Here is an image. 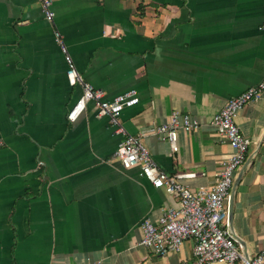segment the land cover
<instances>
[{"label":"crops","instance_id":"1","mask_svg":"<svg viewBox=\"0 0 264 264\" xmlns=\"http://www.w3.org/2000/svg\"><path fill=\"white\" fill-rule=\"evenodd\" d=\"M0 0V264H169L193 260V241L165 256L140 244L177 197L113 153L124 139L92 101L73 120L80 84L69 85L58 30L83 79L106 99L136 89L125 130L159 169L213 184L230 152L210 124L230 97L264 76V0ZM173 110L197 129L177 131L178 150L154 132ZM249 140L229 190L228 229L247 256L264 247V90L238 109ZM201 173H204L202 175ZM211 264H223L213 262ZM237 264H242L240 261Z\"/></svg>","mask_w":264,"mask_h":264},{"label":"built area","instance_id":"2","mask_svg":"<svg viewBox=\"0 0 264 264\" xmlns=\"http://www.w3.org/2000/svg\"><path fill=\"white\" fill-rule=\"evenodd\" d=\"M44 17L52 22L54 11L52 0H39ZM264 31V22L260 27ZM54 39L66 62V78L69 85L80 84L82 92L67 113V118L75 119L92 101L97 116H107L116 133L125 137L114 151L123 168H139V175L148 179L153 186L177 197L175 207L164 209L156 221L144 217L141 221L142 238L140 244L148 247L155 254L165 256L169 251H178L187 239L193 241V260H180L169 264H264V247L251 256L245 255L236 245L228 229L227 201L235 171L245 159L249 140L241 133L235 115L247 102L257 99L264 90V76L254 86H250L236 96L226 100L224 105L213 115L210 124L222 136L230 147L222 168L215 173L212 185L192 189L183 181V177L195 173L168 174L159 169L150 156L139 135L129 134L120 120V113L125 107L139 101L136 89H129L111 99L104 97L103 91L86 82L78 72L73 58L58 30L53 32ZM199 123L188 113L173 110L168 119L156 125L155 134L166 140L172 151L178 150L177 131L197 129ZM3 140L0 137V147ZM204 175V173H201ZM95 264H102L96 261Z\"/></svg>","mask_w":264,"mask_h":264},{"label":"water","instance_id":"3","mask_svg":"<svg viewBox=\"0 0 264 264\" xmlns=\"http://www.w3.org/2000/svg\"><path fill=\"white\" fill-rule=\"evenodd\" d=\"M231 216H232V211H231V196L229 199V209H228V220H231Z\"/></svg>","mask_w":264,"mask_h":264}]
</instances>
